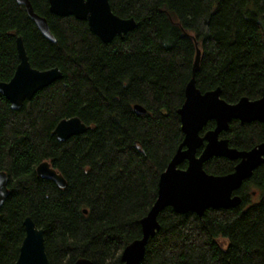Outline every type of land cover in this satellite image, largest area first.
Here are the masks:
<instances>
[{"label":"trees","instance_id":"1","mask_svg":"<svg viewBox=\"0 0 264 264\" xmlns=\"http://www.w3.org/2000/svg\"><path fill=\"white\" fill-rule=\"evenodd\" d=\"M30 1L56 41L42 34L24 5L0 0V82L20 62L18 36L33 67H59L63 76L18 110L0 93V170L9 175L0 264H15L27 216L45 230L50 264L79 258L122 264L121 253L142 236L141 219L157 198L160 175L184 139L178 110L197 49L202 92L220 87L230 103L262 96L264 0H110L115 14L137 22L110 43L87 21L52 13L49 0ZM136 104L146 112L137 113ZM73 116L87 124L86 132L59 141L56 125ZM214 127L210 120L201 135ZM220 137L249 150L264 141V126L233 120ZM43 161L65 177L66 187L37 174ZM237 162L212 157L204 168L223 175ZM236 193L239 205L210 208L202 217L165 208L140 264H264V163Z\"/></svg>","mask_w":264,"mask_h":264},{"label":"water","instance_id":"2","mask_svg":"<svg viewBox=\"0 0 264 264\" xmlns=\"http://www.w3.org/2000/svg\"><path fill=\"white\" fill-rule=\"evenodd\" d=\"M25 6L42 34L56 41L51 33L47 18L37 14L30 0H17ZM50 11L58 16H74L87 21L90 30L103 42L110 43L116 36L124 37L137 26L134 18H122L112 10L110 0H49ZM20 62L13 77L0 82V93L18 110L25 100L56 80L63 74L59 67L45 70L31 65L24 42L17 37ZM201 50L198 48L193 64L192 76L185 88V101L179 108L181 129L184 139L161 173L158 195L146 216L141 219L142 236L129 243L121 254L122 264H140L144 259L150 238L154 237L161 225L159 214L167 207L177 213L195 212L199 216L210 208H229L239 205L241 195L236 193L243 182L253 175L254 170L264 163V141L249 150H239L229 145L227 138L220 134L229 130L233 120L241 122H261L264 126V90L262 96L250 99L244 96L235 103L221 97V88L202 92L196 84L200 69ZM139 114L146 112L141 104L135 105ZM215 127L201 131L210 121ZM88 126L78 116L61 119L54 129L59 141H66L75 135L86 132ZM202 148L201 152L198 150ZM212 157H226L238 160L233 172L223 175L208 173L204 164ZM187 161V166L180 165ZM37 174L54 181L59 187H66L65 177L49 161L41 162ZM9 175L0 170V209L8 195ZM26 234L15 264H50L45 248V230L38 228L34 220L27 216L24 220ZM73 264H93L88 258H79Z\"/></svg>","mask_w":264,"mask_h":264},{"label":"bare ground","instance_id":"3","mask_svg":"<svg viewBox=\"0 0 264 264\" xmlns=\"http://www.w3.org/2000/svg\"><path fill=\"white\" fill-rule=\"evenodd\" d=\"M123 252V251H122ZM122 254V253H121Z\"/></svg>","mask_w":264,"mask_h":264}]
</instances>
